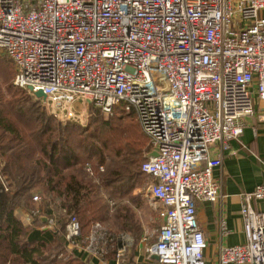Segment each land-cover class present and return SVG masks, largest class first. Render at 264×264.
I'll list each match as a JSON object with an SVG mask.
<instances>
[{
    "label": "built area",
    "instance_id": "1",
    "mask_svg": "<svg viewBox=\"0 0 264 264\" xmlns=\"http://www.w3.org/2000/svg\"><path fill=\"white\" fill-rule=\"evenodd\" d=\"M0 50L15 87L58 105L135 114L147 139L141 171L163 219L148 255L158 264H211L196 203L223 198L213 172L254 100L264 102V0H0ZM242 199L245 243L221 247L219 264H264V211L254 206L264 184ZM66 222L65 253L103 260L112 248L122 258L125 245L101 224L82 236L73 215Z\"/></svg>",
    "mask_w": 264,
    "mask_h": 264
},
{
    "label": "trees",
    "instance_id": "2",
    "mask_svg": "<svg viewBox=\"0 0 264 264\" xmlns=\"http://www.w3.org/2000/svg\"><path fill=\"white\" fill-rule=\"evenodd\" d=\"M14 73L11 60L0 56V264H83L63 252L68 217L76 218L86 236L95 223L103 226L108 210L98 196L99 184L108 194L130 200L137 185L148 186L151 177L140 167L147 139L136 116L120 107L111 114L94 107L93 119L83 127L62 125L39 111L43 99L13 86ZM33 196H40L44 211L41 217L29 214L26 223ZM118 218L120 228L136 238L140 228L129 209L124 207ZM50 219L55 225L46 230Z\"/></svg>",
    "mask_w": 264,
    "mask_h": 264
},
{
    "label": "crops",
    "instance_id": "3",
    "mask_svg": "<svg viewBox=\"0 0 264 264\" xmlns=\"http://www.w3.org/2000/svg\"><path fill=\"white\" fill-rule=\"evenodd\" d=\"M245 122L242 135L238 140L229 142L230 148L222 154V165L213 172L222 183L223 198L217 202L196 203V218L206 242L203 253L206 261L211 264H219L216 257L221 247L245 243L243 219L239 213L243 203L242 194L264 184V102L254 100V114ZM109 196L104 197L107 205H110L106 200ZM110 198L113 201V198ZM148 201L152 202L149 195ZM254 206L264 211V199L255 202ZM154 208L157 212L154 229L147 230L140 225L136 238L128 231L117 236L119 238L117 246L125 245L126 248L121 259L118 260L114 256L112 248L104 254L103 260L83 251H75L76 257H80L83 264H158L156 256H149L146 251L155 244L157 229L163 222V219L158 217L160 205L156 203ZM109 209L111 210L112 207ZM24 217L25 222L29 223L30 219L27 215ZM104 221L108 224L107 219Z\"/></svg>",
    "mask_w": 264,
    "mask_h": 264
},
{
    "label": "rangeland",
    "instance_id": "4",
    "mask_svg": "<svg viewBox=\"0 0 264 264\" xmlns=\"http://www.w3.org/2000/svg\"><path fill=\"white\" fill-rule=\"evenodd\" d=\"M0 56L4 57L2 50H0ZM0 81H1V77H0ZM38 108L39 111L41 112L44 111L46 115L48 114L50 116H53L56 119V121L61 123L62 125H65V123L67 122H73L79 124L82 127L93 119V113L96 110L91 104H88L84 101L82 103L75 102L65 105L54 104L51 103L50 101H42L41 103L38 104ZM146 144L147 143H145L144 149L142 148V150L140 151V157H141L140 159L144 158V154L147 150ZM138 161L140 162V160ZM2 163L3 161L0 159V165H2ZM100 166H102V170L99 169V171L102 172L104 168L103 165ZM99 186L101 187L98 188V192H97L98 196H100L103 199L105 195H110V197L113 198L112 206L107 205L108 210L106 211V213H104L105 219H107L108 224H106V222L103 221V226L106 228L109 234L111 235L113 234V236L117 237V236H121L122 233L124 234L127 233L126 230H124L122 227L120 228V224H119L120 221L118 218V215L121 214L124 207L129 209V215L131 216V219L135 222V224L138 225V227L141 225L142 228L147 230L154 229L155 227L154 224L157 222V220H155L154 218L156 217L157 212L154 211L155 203L148 201L146 184L137 185L135 187V189L132 191L131 194L132 200H130L131 198H129L128 196H124V195L113 196L111 194H108L110 192L106 190V187L103 186V184L102 185L99 184ZM39 197L32 204V208L30 212L27 214V216L29 214L30 215L33 214L32 210H38L40 214H42L41 212L44 211L43 207H45V205L42 204L41 200H38ZM110 207H112L111 210L109 209ZM59 213L61 215H64L63 211H59ZM55 217H56V213H55ZM63 252H65V247L63 249Z\"/></svg>",
    "mask_w": 264,
    "mask_h": 264
},
{
    "label": "water",
    "instance_id": "5",
    "mask_svg": "<svg viewBox=\"0 0 264 264\" xmlns=\"http://www.w3.org/2000/svg\"><path fill=\"white\" fill-rule=\"evenodd\" d=\"M28 91L32 92L37 98H41L43 99L44 101L46 100L45 99V95L43 94V92L41 90H37V91H32V88L29 87L28 88ZM155 153H151L150 156H154ZM45 219V218H44ZM157 258V257H156Z\"/></svg>",
    "mask_w": 264,
    "mask_h": 264
}]
</instances>
